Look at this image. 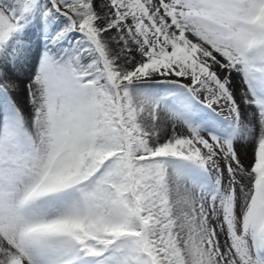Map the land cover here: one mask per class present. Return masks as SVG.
<instances>
[{"label":"snow or ice","instance_id":"6c2138e0","mask_svg":"<svg viewBox=\"0 0 264 264\" xmlns=\"http://www.w3.org/2000/svg\"><path fill=\"white\" fill-rule=\"evenodd\" d=\"M0 264H264V0H0Z\"/></svg>","mask_w":264,"mask_h":264},{"label":"rangeland","instance_id":"374dc122","mask_svg":"<svg viewBox=\"0 0 264 264\" xmlns=\"http://www.w3.org/2000/svg\"><path fill=\"white\" fill-rule=\"evenodd\" d=\"M21 75V77L23 76V72H18V75ZM17 75V74H16ZM221 75H223V73H221ZM11 76V74H10ZM14 78V77H13ZM236 79V81H235ZM238 80V82H237ZM20 81V80H19ZM24 83H26V80L20 85V87L16 90L22 89L24 88ZM241 84H240V78L237 74L233 73L232 75V87L234 90H236L238 92L239 88H240ZM26 101H27V94L25 93L24 95ZM237 99L239 100V95H237ZM227 113H224L223 115H226ZM237 151L241 154V159L242 161L247 165L250 162L251 159V155H252V145L249 144L246 147H242L240 144H237ZM250 148V150H249ZM248 149V150H247ZM245 153H247V155H244ZM224 238L221 237V240H223Z\"/></svg>","mask_w":264,"mask_h":264},{"label":"bare ground","instance_id":"6f19581e","mask_svg":"<svg viewBox=\"0 0 264 264\" xmlns=\"http://www.w3.org/2000/svg\"><path fill=\"white\" fill-rule=\"evenodd\" d=\"M18 72H23L22 77L20 74L18 75V73H17V76L19 77V80H20L19 82L21 85L27 79V77H26L27 69L26 68L20 69ZM14 78H16V77H14ZM235 81H236V79H235ZM237 82H238V80H237ZM25 93L26 92H25L24 88H22V89L13 91L11 93V95L16 99L18 105L27 112L28 108H27V101L24 97ZM249 150H250V148H249Z\"/></svg>","mask_w":264,"mask_h":264}]
</instances>
